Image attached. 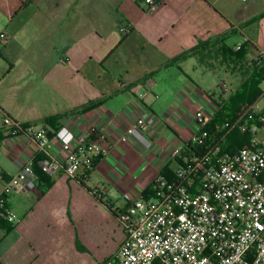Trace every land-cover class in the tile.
Listing matches in <instances>:
<instances>
[{
	"label": "crops",
	"instance_id": "0c3cea01",
	"mask_svg": "<svg viewBox=\"0 0 264 264\" xmlns=\"http://www.w3.org/2000/svg\"><path fill=\"white\" fill-rule=\"evenodd\" d=\"M78 1L0 0V34L9 36L0 46V197L6 180L39 155L12 123L51 131L67 124L107 151L76 180L58 171L47 191L7 197L20 221L0 225V264H102L114 255L125 239V194L142 196L168 166L174 171L169 154L193 140L195 113L218 104L207 91L214 70L175 59L223 37L232 48L248 39L246 61L264 53L259 0H162L153 14L144 0H108L117 3L104 10H80ZM145 111L157 119L144 130L150 146L120 142Z\"/></svg>",
	"mask_w": 264,
	"mask_h": 264
},
{
	"label": "built area",
	"instance_id": "2783aa9c",
	"mask_svg": "<svg viewBox=\"0 0 264 264\" xmlns=\"http://www.w3.org/2000/svg\"><path fill=\"white\" fill-rule=\"evenodd\" d=\"M144 2L150 14L162 5V0ZM120 31L126 35L129 28L123 26ZM8 39L2 32L0 46ZM243 40L249 43L247 38ZM243 45L238 44L235 50H241ZM252 63L264 66V53L257 52ZM219 88L223 95L232 93L227 83L221 82ZM217 109L218 106L212 113H195L196 135L183 148L172 150L169 159L183 156L191 143L203 148L201 155L190 153L184 164H177L171 179L159 176L151 198L125 194L127 207L119 216L125 239L102 264H264L263 106L257 101L245 112L257 116L258 123L251 127L250 145L232 154L221 152L222 138L211 141L208 125ZM156 120L155 114L143 112L119 141L135 138L149 147L144 130L152 128ZM12 127L14 134L24 135L26 143L35 147L36 154L44 156L40 168L48 175L64 171L69 179L76 180L82 169L91 168L97 158L107 154L87 133L77 135L67 124L55 131L43 124L12 123ZM35 159L27 160L19 173L4 184L0 221L12 226L20 221L7 205L9 195L17 191L39 192Z\"/></svg>",
	"mask_w": 264,
	"mask_h": 264
},
{
	"label": "trees",
	"instance_id": "16d2710c",
	"mask_svg": "<svg viewBox=\"0 0 264 264\" xmlns=\"http://www.w3.org/2000/svg\"><path fill=\"white\" fill-rule=\"evenodd\" d=\"M130 31L126 35L129 34ZM249 44V43H247ZM246 45V44H245ZM243 45L241 50L236 51L227 44L226 39L219 38L213 41L199 42V44L188 51L180 54L174 63H180L189 58H196L198 62L204 67L210 70H216L222 68L225 65L229 68L231 65L233 69L235 67H241L246 64V46ZM219 61V66L216 64ZM246 71L243 75V80L240 87L234 91L227 99L223 97L218 100V109L213 115L211 122L208 125V130L211 134V141H220L222 153H235L243 147L249 146L252 140V125L258 123L257 116L245 115V112L254 103L260 100L263 93L262 85L264 82V66L259 67L255 63L245 66ZM228 73L229 70L225 69ZM262 112L264 113V107ZM53 119H49L51 123ZM246 126L247 129L243 130L242 127ZM224 136V138H223ZM210 141V142H211ZM203 148L196 144H189L188 149L183 152V156L177 159V164H184L185 158L190 153L195 155H201ZM44 156L39 154L35 159V173L38 177L39 188L45 192L53 186V179L51 175L42 172L40 168V162ZM100 158L94 161V164L98 162ZM162 176L171 179L174 176V171L168 166L163 172ZM8 180H6L7 182ZM5 182V183H6ZM155 184L144 192L146 199H149L153 195ZM0 225H6L10 230L12 225L0 221Z\"/></svg>",
	"mask_w": 264,
	"mask_h": 264
},
{
	"label": "rangeland",
	"instance_id": "374dc122",
	"mask_svg": "<svg viewBox=\"0 0 264 264\" xmlns=\"http://www.w3.org/2000/svg\"><path fill=\"white\" fill-rule=\"evenodd\" d=\"M236 1H237V4L239 6H244V4H245L242 0H236ZM253 1L254 0H249V2H247V3H251ZM262 1L263 0H259V6H260V8H262L264 10V5L262 4ZM116 3H117V1H108V0H103V1L102 0H79L77 3V8L80 10H86L88 7L91 6V7H96V8H99L101 10L102 9L104 10L105 9L104 6H107V5L111 6V5L116 4ZM143 40H144L143 37H141L139 39V41H143ZM133 43H134V41L131 40V45L129 43L128 47L131 48L133 46ZM246 48H247V46H246ZM251 55H252L251 50L246 49V56L250 57ZM193 63H194V61L191 59L188 62H185L183 67L185 69H189L190 68L189 66H191V64H193ZM216 64L219 66L220 65L219 61H217ZM249 64H252V59H250V60L248 59L246 61V64H243L241 67H235L233 69L232 65L229 68H226L225 65H222L223 66L222 68H218V69L214 70L213 72H210V74H211V80L209 82L210 87L207 89V91H209V93L213 94L215 96V98H217V100H220L221 97H223L224 99H227L234 91H236L240 87V84L243 80L244 72L246 71L245 66H248ZM225 69H228L229 72L227 73L225 71ZM221 81L228 84V86L232 90V93L223 95V93L220 91V88L218 87V84ZM262 90H264L263 85H262ZM263 103H264V100H261L260 104H263Z\"/></svg>",
	"mask_w": 264,
	"mask_h": 264
}]
</instances>
